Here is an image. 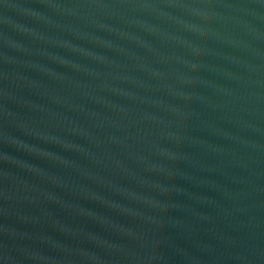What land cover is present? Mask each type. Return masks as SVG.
<instances>
[{"label":"water","instance_id":"1","mask_svg":"<svg viewBox=\"0 0 264 264\" xmlns=\"http://www.w3.org/2000/svg\"><path fill=\"white\" fill-rule=\"evenodd\" d=\"M0 264H264V0H0Z\"/></svg>","mask_w":264,"mask_h":264}]
</instances>
